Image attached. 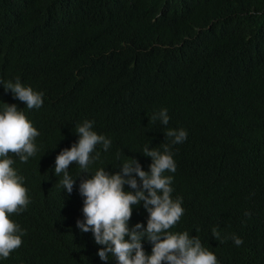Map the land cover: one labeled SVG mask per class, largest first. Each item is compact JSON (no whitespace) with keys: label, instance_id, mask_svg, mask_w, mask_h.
<instances>
[{"label":"trees","instance_id":"1","mask_svg":"<svg viewBox=\"0 0 264 264\" xmlns=\"http://www.w3.org/2000/svg\"><path fill=\"white\" fill-rule=\"evenodd\" d=\"M17 78L44 94L42 107L29 110L5 91ZM0 81V111H24L47 139L53 175L37 156L12 158L30 203L11 218L26 233L43 230L0 264H116L77 227L86 174L70 166L69 195L54 171V150L78 142L85 120L111 140L107 152L97 145L88 175L115 174L130 158L150 172L144 147L168 143L177 171L165 175L184 208L170 231L198 236L219 264H264V0H0ZM163 109L167 126L152 121ZM169 129L187 139L172 145ZM148 218L143 202L133 205L129 229L146 230ZM142 244L151 255L153 245Z\"/></svg>","mask_w":264,"mask_h":264},{"label":"clouds","instance_id":"2","mask_svg":"<svg viewBox=\"0 0 264 264\" xmlns=\"http://www.w3.org/2000/svg\"><path fill=\"white\" fill-rule=\"evenodd\" d=\"M0 84L3 82L0 81ZM3 86L29 110L43 106L44 94L25 86L19 78ZM157 119L167 126L170 121L167 109L152 116L153 122ZM94 123L85 120L78 124V142L70 149L64 146L59 151L54 150L53 161L55 175L62 174L59 186L69 195L76 185V179L69 171L70 166L77 164L86 174L79 184V193L84 198V220H78L77 227L84 233L91 231L95 242L106 246L98 252L100 259L107 262L111 254L116 264H219L216 255L202 245L198 236L170 231L184 214L182 198L172 197L173 176L165 175L166 172L177 171L171 146L164 143L162 151L144 147L143 154L152 159L150 172L144 171L138 160L130 158L115 174L100 168L93 175H88L90 165L100 158L97 145H102L105 152L111 147V140L93 130ZM39 135L23 110L15 104H5L0 111V258L3 259L18 251L23 243L22 237L34 238L43 230L34 229L26 233L11 218L26 210L30 203L24 177L13 167L15 161L12 158L18 157L20 162L27 163L37 156L36 165L44 174L52 175L45 167V164L51 163L46 152L47 139H39ZM165 136L172 145H176L187 139V132L169 129ZM125 185L131 191H126ZM141 202L149 216L146 230L141 223L130 230L133 205L139 206ZM213 235L219 239L215 229ZM232 239L236 246L243 244L239 237L233 236ZM144 240L153 245L151 255L144 251ZM20 264H24V259Z\"/></svg>","mask_w":264,"mask_h":264}]
</instances>
